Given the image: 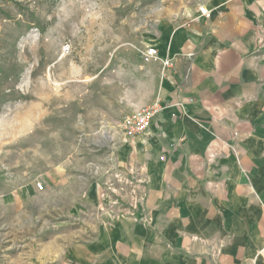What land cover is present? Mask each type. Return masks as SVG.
<instances>
[{"label":"crops","instance_id":"0c3cea01","mask_svg":"<svg viewBox=\"0 0 264 264\" xmlns=\"http://www.w3.org/2000/svg\"><path fill=\"white\" fill-rule=\"evenodd\" d=\"M151 13L144 45L171 64L150 61L141 106L165 107L125 137L92 233L41 261L264 264V0H159Z\"/></svg>","mask_w":264,"mask_h":264},{"label":"rangeland","instance_id":"374dc122","mask_svg":"<svg viewBox=\"0 0 264 264\" xmlns=\"http://www.w3.org/2000/svg\"><path fill=\"white\" fill-rule=\"evenodd\" d=\"M157 1L0 0V264H52L92 233L126 169L121 122L155 89Z\"/></svg>","mask_w":264,"mask_h":264},{"label":"built area","instance_id":"2783aa9c","mask_svg":"<svg viewBox=\"0 0 264 264\" xmlns=\"http://www.w3.org/2000/svg\"><path fill=\"white\" fill-rule=\"evenodd\" d=\"M199 11L201 15L210 18L212 16V11L205 6H200ZM70 44L66 43L63 47L64 52H68L70 50ZM142 58L146 62H150L153 60H160L164 64V66H170L171 60L165 59L163 60L159 56V52L157 48L153 45H147L145 48L140 49ZM164 104L162 103L160 98L154 100L151 104L141 106L135 109L133 112L125 115L121 122V128L126 137H132L139 134L147 133L152 127L155 118L157 115L164 109ZM40 188L42 184H38ZM261 255L264 257V248L261 250Z\"/></svg>","mask_w":264,"mask_h":264}]
</instances>
